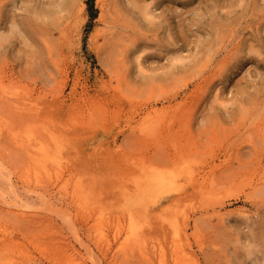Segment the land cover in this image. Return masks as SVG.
Segmentation results:
<instances>
[{"label": "rangeland", "instance_id": "374dc122", "mask_svg": "<svg viewBox=\"0 0 264 264\" xmlns=\"http://www.w3.org/2000/svg\"><path fill=\"white\" fill-rule=\"evenodd\" d=\"M0 166V264H264V0H0Z\"/></svg>", "mask_w": 264, "mask_h": 264}, {"label": "bare ground", "instance_id": "6f19581e", "mask_svg": "<svg viewBox=\"0 0 264 264\" xmlns=\"http://www.w3.org/2000/svg\"><path fill=\"white\" fill-rule=\"evenodd\" d=\"M70 2L68 3V6L70 7ZM81 6V5H80ZM75 7V6H74ZM62 9V8H61ZM62 17H63V15H62ZM222 25H224V24H222ZM226 25V24H225ZM12 26H13V29L14 28H18V24L17 23H14V24H12ZM223 27V29H224V26H222ZM13 29H12V31H13ZM221 29V31H224V30H222V28L220 27L219 28V30ZM16 30V29H15ZM14 30V31H15ZM13 31V32H14ZM216 32V31H215ZM219 32L220 31H218V34H219ZM16 33V32H15ZM217 33V32H216ZM220 33H223V32H220ZM11 34H13V33H11ZM217 35V34H216ZM222 36V35H221ZM222 38V37H221ZM224 38V37H223ZM1 39H4V35H3V37L1 36ZM219 39H220V37H219ZM219 39H218V41H219ZM221 40V39H220ZM27 41V40H26ZM217 41V40H216ZM223 41V40H222ZM218 44V43H217ZM201 88V87H200ZM194 90V89H193ZM192 92V91H191ZM196 93V92H195ZM195 93H193V95L195 94ZM188 94V93H187ZM191 95V94H190ZM181 96V95H180ZM188 97V96H187ZM176 98V97H175ZM181 98H182V96H181ZM185 99V98H184ZM189 100H190V97H189ZM190 101H193L194 102V99L193 100H190ZM183 102V101H182ZM181 102V103H182ZM192 103V102H191ZM187 104V103H186ZM182 106H183V103L181 104ZM94 106V105H93ZM98 106V105H97ZM184 106H186V105H184ZM189 106V105H188ZM175 107V106H174ZM179 107H180V105H179ZM175 108H177V107H175ZM174 108V109H175ZM185 108V107H184ZM173 109V110H174ZM182 110V109H181ZM38 111V110H37ZM175 111V110H174ZM180 111V110H179ZM180 112H182V111H180ZM160 113V112H159ZM173 113L174 112H172V115L171 116H173ZM156 114H157V112H156ZM161 114V113H160ZM179 114H181V113H179ZM158 115L159 114H157V117H158ZM169 115V116H170ZM175 115H176V113H175ZM163 116H164V114H163ZM156 117V116H155ZM165 117V116H164ZM169 118V117H168ZM165 119V118H164ZM163 119V120H164ZM175 119V118H174ZM176 119H178L177 117H176ZM157 120H158V118H157ZM159 120H161V119H159ZM153 126V125H152ZM171 133V132H170ZM169 133V134H170ZM173 134H174V132H173ZM163 135H164V133H163ZM168 135V134H167ZM161 136V135H160ZM159 136V137H160ZM173 135H172V133H171V137H172ZM178 136V135H177ZM158 137V136H157ZM147 138V137H146ZM149 138V137H148ZM167 138H168V136H167ZM183 138V137H182ZM142 139V138H141ZM163 139V138H162ZM154 140H157V139H154ZM153 140V141H154ZM165 140V139H164ZM169 140V139H168ZM179 140V139H178ZM187 140V139H186ZM145 141V140H144ZM159 141V140H158ZM185 141V140H184ZM147 143H148V141H146ZM152 143V142H151ZM184 143V142H183ZM184 148V147H183ZM185 149V148H184ZM188 152V151H187ZM31 154V153H30ZM33 157V156H32ZM34 159V158H33ZM36 160H38V161H40L41 163L43 162V164H42V166H43V170H44V173L43 174H45L48 178H50V180H52L53 182H59L60 180H64V178L66 177V174L65 173H63V172H65L64 170H65V168L64 169H62V167H64L65 165H62L60 162H63V161H58L59 159H58V155H55V154H50V153H45V154H42V156H41V158L40 157H38V158H36ZM38 166V165H37ZM2 167L0 166V175H3V173L1 174V172H2V169H1ZM38 168V167H37ZM36 168V169H37ZM67 171V170H66ZM262 177V176H261ZM263 178V177H262ZM66 179V178H65ZM62 181H61V183H62ZM40 182V181H39ZM52 182V183H53ZM60 183V182H59ZM64 183H66V182H64ZM63 183V184H64ZM58 184V183H57ZM150 184V183H149ZM155 184L156 185H154V183H151V186L153 187V188H159V191H165V190H167L168 189V186L163 182V181H161L160 183H157V182H155ZM38 185V184H37ZM59 185V184H58ZM57 185V186H58ZM52 186H54V185H52ZM57 186H56V188H57ZM67 186V185H66ZM1 189V188H0ZM64 190V189H63ZM0 192H2V190H0ZM67 192V191H66ZM79 192V191H78ZM186 194H187V192H185ZM184 193V194H185ZM4 194V193H3ZM68 194V193H67ZM47 196V195H46ZM180 197H182V195H180V196H178V197H176L177 198V200L180 198ZM0 198H2L1 196H0ZM46 198V197H45ZM125 198H128V197H125ZM130 198V197H129ZM4 199H6V197L5 198H3L2 200H1V202H2V204H3V207H4V205H5V210L7 211V213L9 212L11 215L12 214H16V215H18V216H20V217H22V218H24V219H27L26 218V215H27V213H26V210L28 209V208H30L29 206H28V208H27V202H28V200H30L31 199V197H30V199H27L26 201H24V200H19V198H17L16 199V201L13 199L12 200V202H8V200H4ZM130 201V200H129ZM128 201V202H129ZM127 201H126V203H128ZM31 205V204H30ZM11 206H14V207H11ZM51 207V206H50ZM25 208H27V209H25ZM69 209V208H68ZM4 210V211H5ZM5 211V212H6ZM8 213V214H9ZM66 216V215H65ZM74 216V215H73ZM67 217V216H66ZM71 217V216H70ZM77 217V216H76ZM78 218V217H77ZM72 219V218H71ZM67 220V219H66ZM70 220V219H69ZM74 220V218L72 219V221ZM86 220V219H85ZM85 220H84V224H86L87 223V221H86V223H85ZM68 221V220H67ZM71 221V220H70ZM69 221V222H70ZM80 221V220H79ZM77 222V221H76ZM76 222H74V223H76ZM73 224V223H72ZM88 224V223H87ZM112 224V223H111ZM114 224V223H113ZM170 224V229H171V231L174 233V239H173V243H174V245H173V247L175 246V252H173V260H174V262H175V264H195V263H193V261L192 262H190V257L189 256H191V252L190 251H186L185 249L184 250H182L181 251V253H180V255H179V253H177L178 252V250H176L177 248L179 249V247H180V243H182V240L183 239H185V240H189V238H188V233H187V228L186 227H184V225H180L179 223H176V224H174V223H169ZM117 225H119V226H121V228L119 227V228H117V234H116V238H118V235L120 234V233H122V224L121 223H119L118 222V224ZM114 227H116V226H114ZM76 230H77V228H76ZM78 233V232H77ZM79 234V233H78ZM98 236H99V240H102V238H104V240H106L107 238H105V233H104V231L102 230L101 232H100V234H97ZM80 237V236H79ZM97 237V236H96ZM141 237H142V234H135L134 235V237L133 238H131V240H130V242L127 244V246L126 247H129V249H131L132 251V253H134V249H135V247L136 246H138V245H136V244H140V240H141ZM77 238V237H76ZM101 238V239H100ZM2 240V238L0 237V243L2 242L1 241ZM82 241H83V239H81ZM103 241V240H102ZM101 241V242H102ZM105 242V244L106 245H111V242H109V240H107V241H104ZM186 242H188V241H186ZM98 243H99V241H98ZM136 243V244H135ZM104 244V243H103ZM86 245V244H85ZM101 245V244H100ZM105 245V246H106ZM190 245V244H189ZM89 246V245H88ZM99 246V245H98ZM183 246V245H182ZM103 247V246H102ZM107 247V246H106ZM105 247V248H106ZM111 247V246H110ZM133 247V248H132ZM188 247V246H187ZM88 248H90V247H88ZM104 248V255L105 254H107V253H109L108 251L109 250H106ZM138 248V247H137ZM191 248V247H190ZM173 249V248H172ZM90 250H91V248H90ZM124 251H125V249H124ZM128 251V250H127ZM164 251V250H163ZM77 252V251H76ZM87 252H88V250H87ZM102 252V251H101ZM128 253V252H127ZM130 253V252H129ZM161 254H160V257L162 258V261H161V264H168L167 263V260H166V255L165 254H163L162 252H160ZM91 254H93V253H90L89 255H91ZM95 254V253H94ZM94 254H93V256H94ZM77 255H79V254H77ZM96 255V254H95ZM126 255H128V254H126ZM146 255V254H145ZM86 256V255H85ZM84 256V257H85ZM100 256V255H99ZM93 258V257H92ZM92 258H91V260H92ZM102 258V257H101ZM111 258V257H110ZM103 260V259H102ZM111 260V259H110ZM109 260V261H110ZM98 261V260H97ZM93 262H95V260L93 259ZM112 263V262H111ZM94 264H97V262H95Z\"/></svg>", "mask_w": 264, "mask_h": 264}]
</instances>
